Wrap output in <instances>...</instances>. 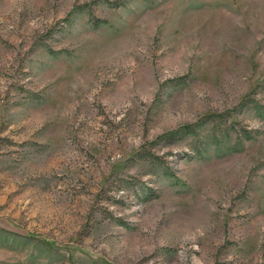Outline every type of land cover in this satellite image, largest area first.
I'll return each instance as SVG.
<instances>
[{
	"label": "rangeland",
	"instance_id": "374dc122",
	"mask_svg": "<svg viewBox=\"0 0 264 264\" xmlns=\"http://www.w3.org/2000/svg\"><path fill=\"white\" fill-rule=\"evenodd\" d=\"M0 264H264V0H0Z\"/></svg>",
	"mask_w": 264,
	"mask_h": 264
},
{
	"label": "trees",
	"instance_id": "16d2710c",
	"mask_svg": "<svg viewBox=\"0 0 264 264\" xmlns=\"http://www.w3.org/2000/svg\"><path fill=\"white\" fill-rule=\"evenodd\" d=\"M183 128H185L184 131H183V133H185V134L192 132V129H191V125L190 124L184 126Z\"/></svg>",
	"mask_w": 264,
	"mask_h": 264
}]
</instances>
